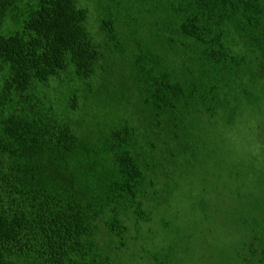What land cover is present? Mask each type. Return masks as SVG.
Instances as JSON below:
<instances>
[{
	"label": "trees",
	"instance_id": "trees-1",
	"mask_svg": "<svg viewBox=\"0 0 264 264\" xmlns=\"http://www.w3.org/2000/svg\"><path fill=\"white\" fill-rule=\"evenodd\" d=\"M183 163L200 192L156 221ZM151 225L264 264V0H0V264H128Z\"/></svg>",
	"mask_w": 264,
	"mask_h": 264
},
{
	"label": "rangeland",
	"instance_id": "rangeland-1",
	"mask_svg": "<svg viewBox=\"0 0 264 264\" xmlns=\"http://www.w3.org/2000/svg\"><path fill=\"white\" fill-rule=\"evenodd\" d=\"M218 131L219 132L214 135L215 140H217V143L221 146L226 145V149L229 150L235 158L248 159L250 154L255 152L252 145L254 138L251 139L250 136L244 134L239 126L234 129H225L221 126ZM207 145L210 146L208 143ZM202 172H204V170H202ZM175 178H179V188L175 193L173 192L170 197L167 195L166 199L169 202V206L167 205L165 208L155 209L154 218L156 221H161L163 218L175 219L178 213L184 214V212L189 211L193 206L190 194L197 195V193L200 192L199 186L202 183L201 174H193L187 177L186 173H184V163L180 167L179 172L175 173ZM155 222L154 224L156 225ZM157 227L154 225H151L150 227L145 226L143 236L141 235L142 238L138 245L130 246L121 254V256H124L128 264H147V251L150 249H160L162 246H167L169 244H174L176 248L175 260L172 264H201L204 262L203 251L201 248H195L192 250V253L187 252L188 254L184 256V239L180 243H177V237L181 235L173 234L169 229L164 231L160 227ZM149 228L153 229V234L148 231ZM230 242L231 238H226L223 239L222 243L214 244V247L216 249L228 250ZM215 254L216 252L212 251L213 257ZM213 260L215 259L213 258L212 261ZM151 264L154 263L151 262Z\"/></svg>",
	"mask_w": 264,
	"mask_h": 264
}]
</instances>
